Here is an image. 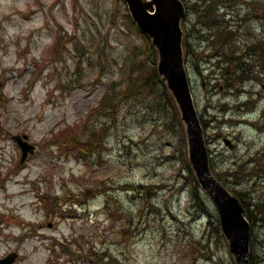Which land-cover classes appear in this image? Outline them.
Returning a JSON list of instances; mask_svg holds the SVG:
<instances>
[{"label": "rangeland", "instance_id": "374dc122", "mask_svg": "<svg viewBox=\"0 0 264 264\" xmlns=\"http://www.w3.org/2000/svg\"><path fill=\"white\" fill-rule=\"evenodd\" d=\"M187 8L182 26L189 31L190 47L197 50L200 44V53L211 51L204 36L209 29L195 25L197 14ZM223 8L228 7L219 9L221 16ZM236 11L247 12L245 4ZM127 14L125 0H0V256L18 251L14 264H50V257L58 264H95L87 255L68 257L67 247L78 245L93 247L104 264H234L222 231L211 232L214 217L191 197L192 181L181 168L182 132L171 122L167 99L158 104L153 95H139L119 102L101 153L86 157L79 148L62 147L80 139L76 146L85 148V137H73L67 124L79 129L75 125L99 102L106 83H125L132 61L146 55L141 49L147 48L152 61L147 38ZM240 24L225 48L234 50L246 37L250 44L259 40L258 58L264 62V12L254 5ZM188 67L214 171L246 199L262 194V76L226 87L214 84L211 64L199 66L190 58ZM54 128L61 148L46 141ZM14 133H27L37 146L22 163ZM250 170L254 174L245 180ZM129 185H152V192L124 188ZM70 190L78 202L72 210L62 204ZM49 198L62 206L52 210ZM197 241L206 251L192 253L189 246L199 248ZM254 250L260 256L263 244L256 243Z\"/></svg>", "mask_w": 264, "mask_h": 264}, {"label": "water", "instance_id": "95a60500", "mask_svg": "<svg viewBox=\"0 0 264 264\" xmlns=\"http://www.w3.org/2000/svg\"><path fill=\"white\" fill-rule=\"evenodd\" d=\"M140 29L153 37L159 48V72L163 74L173 91L186 122L190 159L203 188L216 204L224 233L229 239L236 264H249L250 226L243 213L240 200L233 195L211 172L208 154L203 139V130L188 85L182 58L181 17L185 8L181 0H126ZM24 152L34 151L20 135L14 136ZM27 138V135H24ZM17 254L12 253L0 259V264H11Z\"/></svg>", "mask_w": 264, "mask_h": 264}, {"label": "trees", "instance_id": "16d2710c", "mask_svg": "<svg viewBox=\"0 0 264 264\" xmlns=\"http://www.w3.org/2000/svg\"><path fill=\"white\" fill-rule=\"evenodd\" d=\"M223 0H199L194 1L193 3H189V7H192L197 14V17L195 19V23L199 25H208L210 29H213L214 32L212 35L215 37L210 38L209 40L212 41V43L215 46V49H218L219 52L216 54L217 56L222 57L226 64H223L224 72L221 73V75H224V73L227 74V70L231 71L234 78L242 77V73L246 72L245 69V61H244V54L240 53V47L236 46L234 50H227L228 48H225V44H230L229 37L232 34V30L228 29V25L224 24L223 32L217 33L216 29L218 28L217 20H220L217 14V6L218 3ZM128 17H130L129 14H127ZM194 23V24H195ZM135 29L138 31V28L136 27V24H133ZM216 29H215V28ZM226 30V31H225ZM140 33V32H139ZM219 34V35H218ZM144 38H147V45L149 43V50L150 53H152V61H149L150 58L147 56L148 52H146L147 48L141 49L143 52L142 58L135 59L132 61V64L130 66L129 73L126 76V81L124 84L120 82L118 85V81H111L110 85L107 87L106 91L102 95L98 105L94 106L93 109L90 112V115L88 117V120L83 125L76 130H72L71 133L73 137H81L84 138L85 142V148L81 146H76V141H80V139H73L68 140L65 144L62 145V147H65L67 149H80L85 156H88L94 152H100V150L103 147L104 141L107 138L108 134L110 133V129L112 127V124L117 119L118 115V105L119 102H122L125 98L128 97H136L138 98L139 95H153L157 97L158 104H161L163 101L162 99H167L168 103L172 107L173 111V117L171 118V122L181 125V132H182V142H183V167L187 168L188 170V178L192 181L193 187H191V197L197 202L200 209L208 214H210L209 210V203L207 200L206 194L201 190L200 184L193 173V170L191 169L190 163L187 158V150L185 146V134L183 130V122L181 121L179 108L176 104V101L170 92V90L167 88L166 84L162 80V77L157 72L156 68V59H157V50L154 47V45L151 43V40L148 36L142 35ZM221 36V37H220ZM223 46V48H222ZM136 49V48H135ZM221 51V52H220ZM229 53H232L233 56H231ZM251 57L253 61H257V51L256 49L252 50ZM219 63V61H218ZM251 70L255 71V66L249 67ZM252 71V72H253ZM221 79V78H220ZM233 78L228 80L225 79L223 82L226 83L228 86L232 84ZM1 99H3V95H1ZM157 106L159 107V105ZM57 143V141H56ZM79 150V151H80ZM229 173V172H228ZM232 173H229L231 175ZM251 176V173L245 174L243 177L245 180H248L249 176ZM219 177V175H218ZM220 178V177H219ZM221 179V178H220ZM225 184L228 185V182L223 180ZM229 186V185H228ZM133 188H137L139 194H142V192L145 194L148 193V188L150 189V192H152V185H137V186H131ZM230 187V186H229ZM232 191H235L239 197L241 198L244 206L245 211L250 219V221L253 223V225L256 223L260 225L262 233L264 232V212L261 215H257L258 210H264V200L256 203L257 209L254 210V213L251 211H248V202L250 201L245 199L243 195L236 191L233 187H230ZM259 195V194H258ZM254 195L252 194V197ZM251 197V196H250ZM264 198V194H260L259 198ZM52 203L56 204L57 198H52ZM211 223L214 224L216 227L215 229L218 231L219 229V222L216 220V222L211 221ZM216 232V231H215ZM219 235V232H216ZM262 237V234H261ZM258 244L259 241H256ZM253 258L251 260V264H257L259 257L254 253L253 251Z\"/></svg>", "mask_w": 264, "mask_h": 264}, {"label": "bare ground", "instance_id": "6f19581e", "mask_svg": "<svg viewBox=\"0 0 264 264\" xmlns=\"http://www.w3.org/2000/svg\"><path fill=\"white\" fill-rule=\"evenodd\" d=\"M218 22H217V25H218V28L216 29L215 27V29H216V31H217V33H221V31L223 32V29H224V24H225V19L223 18V19H220V20H217ZM200 26H202L203 28H207V29H209V31L206 33V34H204V36L205 37H207L208 38V41H209V39L210 38H213L214 36L212 35V33L214 32V30L213 29H210V27H208V25H200ZM219 35V34H218ZM215 38V37H214ZM197 49L199 50V49H201V45L199 44V46L197 47ZM206 52H208L209 54H212V55H215V56H217L216 54L219 52V50L218 49H211V51L208 49V48H206V49H204ZM191 51L193 52L194 50L193 49H191ZM249 68V67H248ZM250 69V68H249ZM250 71L252 72L253 70H251L250 69ZM232 72L231 71H229V70H227V74L226 73H224V75H222V81H224L225 79H227V76H228V80L229 79H231V78H233V81H232V84L229 86V87H233V86H235V84L236 83H241V82H244V81H248V79L247 78H243V79H238L237 80V78H234L233 77V74H231ZM197 203V202H196ZM263 212H264V210H258L257 211V215H261V214H263ZM259 257V259L260 260H262V261H264V253H261V255L260 256H258ZM259 259H258V263H259Z\"/></svg>", "mask_w": 264, "mask_h": 264}, {"label": "flooded vegetation", "instance_id": "af4514ba", "mask_svg": "<svg viewBox=\"0 0 264 264\" xmlns=\"http://www.w3.org/2000/svg\"><path fill=\"white\" fill-rule=\"evenodd\" d=\"M261 84H263V82H261ZM259 93V92H258Z\"/></svg>", "mask_w": 264, "mask_h": 264}]
</instances>
